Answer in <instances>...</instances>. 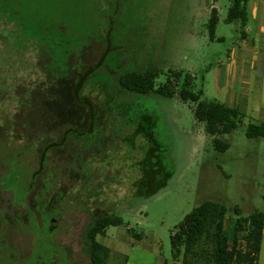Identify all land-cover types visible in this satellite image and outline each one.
<instances>
[{"label":"rangeland","instance_id":"obj_1","mask_svg":"<svg viewBox=\"0 0 264 264\" xmlns=\"http://www.w3.org/2000/svg\"><path fill=\"white\" fill-rule=\"evenodd\" d=\"M231 4L0 0V264H91L85 232L98 216L113 213L124 224L98 236L112 250L109 264H183L182 255L173 257L171 236L202 202L237 206L244 216L264 213V138L246 134L249 124L264 122V40L255 27L242 38L240 22L227 21ZM213 7L219 15L214 39ZM16 11L27 19L26 35L36 29L38 37L23 36ZM246 43L250 58L260 54L233 65L249 68L248 94H241L233 84L239 76L228 69L233 51ZM103 55L109 56L104 69L90 73L82 94L103 136L80 139L69 129L84 132L91 120L76 98L77 80ZM56 68L67 70L60 75ZM147 68L159 70L158 86L171 80L180 89L189 79L201 100L238 107V128L217 136L230 147L215 150V137L195 117L196 104L178 90L165 98L120 89L121 72ZM143 113L163 147L171 146L177 168L169 185L147 200L138 198V183L148 143L140 136L133 146L125 142ZM236 218L233 210L227 215L231 238Z\"/></svg>","mask_w":264,"mask_h":264},{"label":"trees","instance_id":"obj_2","mask_svg":"<svg viewBox=\"0 0 264 264\" xmlns=\"http://www.w3.org/2000/svg\"><path fill=\"white\" fill-rule=\"evenodd\" d=\"M250 0H232L228 12V22L238 20L240 22L242 38L247 37V26L249 22L248 4ZM17 4V2H16ZM19 20L18 26L22 28V34L31 39L39 36L38 30H32L30 36L26 35L27 19L21 13L16 11ZM219 23V15L216 7L212 8L208 28L212 39L216 36V29ZM19 28V30H20ZM25 29V31H24ZM52 34H48V38ZM27 40L26 38H24ZM54 47L48 50L49 55H53ZM48 55V56H49ZM108 55H103L99 63L83 73L77 80L75 95L79 104H83L88 109L91 125L84 132L78 133L70 130L68 134H73L77 138H90L98 136L102 138L103 134L100 127L96 128L97 121L93 118L95 115L92 106L86 98L83 99V91L89 81L90 73L105 67ZM66 62L62 65L65 67ZM97 68V69H96ZM69 69V68H68ZM56 68L57 74L63 75L64 72ZM174 77L181 76L178 71H171ZM57 75V76H60ZM159 76L157 68H147L145 70H127L117 76V84L124 92L133 95L157 94L165 98H173L176 91L183 101H191L196 104L194 114L199 122L204 123L206 132L215 137L213 147L217 151H226L230 144L219 139L218 135L228 134L238 128L243 112L238 107L228 106L225 103L210 100H201L202 91L194 92L191 88V80H186L185 84L178 89V84L168 80L166 83L156 84ZM178 80V79H177ZM190 81V83H189ZM124 107V116L126 104ZM92 117V118H91ZM144 118L134 126V132L125 139L128 145L133 146V140L137 137L144 138L148 143L145 157L141 164V179L138 183V198L144 200L156 196L165 189L176 174V164L171 154V146L164 148L159 141L156 132V125L149 119V115L143 113ZM153 124L154 127L149 125ZM247 137L264 138V122L259 124H249L247 128ZM102 140V139H101ZM46 154L41 158V164H44ZM169 159L170 163L167 161ZM147 189L144 190L145 186ZM233 210L237 214L233 237H230L229 230L226 228V220L229 212ZM52 223V220H51ZM124 219L117 213L98 216L85 232V245L91 264H109L112 250L110 247L101 243L98 236H104L107 228L111 226H121ZM53 230V228H51ZM142 238V235H135ZM264 236V213L254 210L248 216H244L239 207L229 208L226 204L213 200L202 202L187 214L184 220L178 225L176 231L171 236L173 248V257H183V264H258L259 255Z\"/></svg>","mask_w":264,"mask_h":264},{"label":"crops","instance_id":"obj_3","mask_svg":"<svg viewBox=\"0 0 264 264\" xmlns=\"http://www.w3.org/2000/svg\"><path fill=\"white\" fill-rule=\"evenodd\" d=\"M248 11H249V22L247 26V37L246 39L250 36V34L253 33V27L257 29V35L261 36L264 40V0H250L248 4ZM251 51V47L248 45V43L245 44V46H242L239 48V50H234L233 53L230 56L232 66L229 71V74H234L233 77H237L239 79H235L234 88L239 89L238 91L241 94H248V89L247 86L249 84V68L247 66H240L235 69L233 68V65H237V61L239 58L243 59L244 61L247 60H252L255 61L257 60L258 55L260 54L259 52L255 51L253 53L252 58H250L249 52ZM263 55L264 59V50L261 53ZM253 63V62H252ZM253 66V64H252ZM233 84H230V87L233 88ZM264 240V236H263ZM263 240H262V245H263ZM262 250V247H261ZM261 253V252H260ZM259 261H260V255H259ZM258 261V264L260 262Z\"/></svg>","mask_w":264,"mask_h":264}]
</instances>
